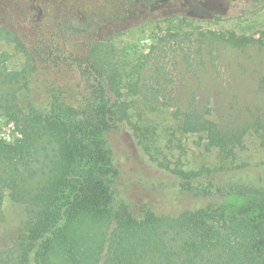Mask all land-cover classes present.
Here are the masks:
<instances>
[{"label": "rangeland", "instance_id": "obj_1", "mask_svg": "<svg viewBox=\"0 0 264 264\" xmlns=\"http://www.w3.org/2000/svg\"><path fill=\"white\" fill-rule=\"evenodd\" d=\"M0 19L35 58L26 94L40 107L53 97L79 109L88 105L92 80L85 58L96 44L110 46L125 71L140 68L147 102L123 92L141 136L126 124L106 136L118 169L117 203L171 216L223 200L243 212L263 210L264 197L253 194L264 192V149L256 135L245 137L235 159L222 161L201 137L179 131L178 115L191 108L225 127L248 126L257 118L264 127V0H0ZM213 33L257 42L235 49ZM0 53L8 55L9 70L23 67L14 44L0 42ZM16 137L0 119V138ZM220 167L226 171L192 188L172 173ZM3 213L0 241H12L24 212L6 197ZM37 253L35 244L29 264H37Z\"/></svg>", "mask_w": 264, "mask_h": 264}, {"label": "trees", "instance_id": "obj_2", "mask_svg": "<svg viewBox=\"0 0 264 264\" xmlns=\"http://www.w3.org/2000/svg\"><path fill=\"white\" fill-rule=\"evenodd\" d=\"M5 22L0 19V42L14 44L24 64L9 70L8 55L0 53V119L17 134L13 142L0 138V224L6 197L22 207L24 220L14 240L0 241V264H29L35 244L37 264H264V207L243 212L224 200L211 201L171 216L117 203L113 183L118 169L106 136L123 124L141 136L123 92L147 102L139 67L125 71L110 46L96 44L85 58L92 80L88 105L79 109L53 97L40 107L26 94L35 58ZM212 35L235 49L257 42L234 33ZM178 117L179 131L201 137L222 161L235 159L251 132L264 149L260 118L248 126L225 127L191 108ZM223 171L172 173L192 188ZM253 194L264 197L261 189Z\"/></svg>", "mask_w": 264, "mask_h": 264}]
</instances>
